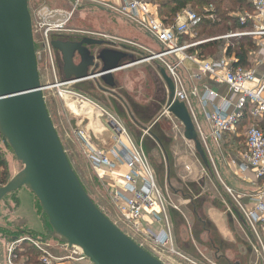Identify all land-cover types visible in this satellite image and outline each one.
I'll return each instance as SVG.
<instances>
[{
	"label": "built area",
	"instance_id": "2783aa9c",
	"mask_svg": "<svg viewBox=\"0 0 264 264\" xmlns=\"http://www.w3.org/2000/svg\"><path fill=\"white\" fill-rule=\"evenodd\" d=\"M251 1L254 7L253 14L249 15V18L254 19L252 27L247 31L229 32L225 37L242 35L262 37L263 39L259 42V45L260 50L264 54V0ZM80 3L81 0H71L72 9L68 12L41 8L35 12L32 18V32L34 34L37 33L36 42L40 44L41 50L49 55L51 66H53L54 59L51 33L65 30L66 23L73 11L81 5ZM150 8V0H121L116 10L142 26L164 46L159 52H152L150 57L161 59L166 73L172 78L174 83V99L185 103L194 122L203 150L216 170L210 145L220 147L223 134L233 130L246 107L249 108L250 114L254 117L264 113V81L254 87L246 86V84H251L255 81L254 72L240 65H229L227 58L203 63L200 72L216 75L227 84L232 93L230 99L222 100L220 103L213 101L218 95L212 89L208 88L200 94L201 104L203 106L209 104L212 108L210 112H206V119L211 126V131L209 135H204L191 105V93L198 95L197 90L192 88V92H190L191 90L183 79L179 70L181 58H166V56L176 52H184L186 48L198 43L180 45L178 44V36L197 26L201 21V16L192 8L187 7L177 14L172 24H165L158 19L156 13H151ZM210 10H213L212 6H210ZM208 17L211 19L215 18L212 13ZM245 17H241L240 22H244ZM182 58L191 59V56L183 53ZM200 76V73H195L191 77L199 78ZM58 85L63 86L66 84L58 83ZM60 95L64 97L75 95L89 102L88 99L67 89L62 90ZM231 106H233V110H230ZM98 114L100 117L105 118L110 127L109 143L97 145L95 148L92 145V137L82 128L76 130L75 137L83 145V154L90 166L96 172L100 171L109 177L112 188V208L118 215L119 222L141 238L142 241L138 242L141 247L144 248L143 244H147L156 253L158 252L159 256H163L169 251L173 255L184 258L191 264H197L182 254L175 246L170 208L180 210V206L170 200L167 197L169 194L165 193L159 186L156 174L142 147L141 141L135 140L122 121L112 113L99 107ZM245 142L246 151L242 155L241 167L252 169L259 177L264 176V131L256 123L251 124L245 132ZM223 185L253 232L256 239V254L264 261V190L255 195H249L247 202H241L240 197L233 188L224 183ZM145 215L149 217L150 222L144 220ZM113 223L121 229L115 221ZM123 232L134 240L126 231ZM25 240L32 243L40 251L39 264H57L65 259L89 260L77 246H70L65 243L68 254L57 256L48 251L41 241L25 236L8 244L6 248V264H24L23 262L15 261V252ZM150 253L154 255L152 252Z\"/></svg>",
	"mask_w": 264,
	"mask_h": 264
},
{
	"label": "water",
	"instance_id": "95a60500",
	"mask_svg": "<svg viewBox=\"0 0 264 264\" xmlns=\"http://www.w3.org/2000/svg\"><path fill=\"white\" fill-rule=\"evenodd\" d=\"M51 46L62 60L59 84L99 77L114 86L113 73L135 60L91 37L52 39ZM159 72L167 88V111L182 123L184 138L207 163L185 103L174 99L172 78L162 67ZM43 86L28 0H0V137L23 166L0 187V201L27 187L38 199L52 235L79 247L92 264H165L118 228L90 198L52 123Z\"/></svg>",
	"mask_w": 264,
	"mask_h": 264
},
{
	"label": "rangeland",
	"instance_id": "374dc122",
	"mask_svg": "<svg viewBox=\"0 0 264 264\" xmlns=\"http://www.w3.org/2000/svg\"><path fill=\"white\" fill-rule=\"evenodd\" d=\"M102 1H106V2L110 1V3H112V4H117V5L119 4L118 0H102ZM217 1H219V0H217ZM92 2H94V3H92ZM69 3H71V0H28V9H29V12L31 15V20H32L35 12L41 8H44V9L47 8V9H53V10H59V11L62 10V11L68 12L72 9L71 4H69ZM80 4H81L80 7H78L76 10L73 11L71 17L69 18L68 22L66 23L65 30L60 31V32L56 31V32L51 33L52 39H58V38L60 39L61 38V39L75 40V39H79L82 37H93V38L95 37V38L106 40V41H113L115 48H116V46H120V45L122 47L126 46L127 49L135 52V54H133L134 58H136L137 60H142V61L147 60L150 57V52L155 53V51L158 49V46L148 45L147 43L141 44L139 42V40L136 39V37L131 38L130 35H126V34L122 33L121 31H119V28H118V30L116 28L110 29L107 25L116 26L118 24H127L128 23L136 29H138V27L134 26L129 21H127L125 17H122L120 15L114 14L113 16H110V15L107 16V13H104V11L103 12L100 11L96 6H94V4H97L99 6H103L105 8V10H109V11H111L113 8L111 9L109 6H105L104 4H102V2L97 3V2L92 1V0H81ZM210 6H212V9H213L215 5L211 4ZM207 7L200 6L197 8H194V7H191V8L198 11L200 16L202 17L203 16L202 10L205 11L207 9H210L209 6H207ZM150 11L152 14H155V8L154 7H151ZM230 14L232 16H237L238 11L235 9L234 11H231ZM100 30H102V31H100ZM104 31H107V32H104ZM221 34H226V33H223V32L222 33H216L212 36L221 35ZM37 36H38L37 33L34 34V32H33V39H35L34 40V47H35V51H36L38 72H39V76H40V81L44 85L42 87V93L44 96L47 111L50 115V118H51L52 123L55 127V130H56V132H57V134L61 140L63 148L66 152V155L68 156L69 161H70L74 171L76 172L80 182L82 183L83 187L85 188V190L88 193V195L90 196V198L97 205V207L103 213H105V215L107 217H109V219L111 221H113V222L115 221L117 223V225L119 227H121V229L123 231H126L138 243V242L142 241L141 238H139L136 234H134L131 230H128V228H126L122 223L119 222L118 215L115 213V211L112 208V200H111V189L112 188H111V181L109 180V177L100 171L96 172L90 166L88 161H86V159L83 157L82 153L80 154L77 151V148L73 142L74 140L72 138V135H73L72 130L74 127L73 124H75V123L72 122L73 113L71 111L70 106L68 105L69 104L68 102H70V101H67V96L64 97V96L60 95V93L64 89L71 90V89L75 88L74 84H66L63 86L58 85L59 80L62 78L61 56L58 52H56L54 50L53 51V57H54L53 66H51V64L49 63V59H50L49 55L47 53L45 54L44 51L41 50L40 44L38 42H36ZM189 36H193V38L196 40H203V39L207 38L206 36L201 35L198 30H194L192 32H189L187 34V39H184V40L185 41L188 40ZM124 37L127 39H124ZM144 63L134 65L132 67H129L127 69H124V70H121V71H118L117 73H115V76L117 75L118 78L121 75V77H120L121 83L119 82V85L120 84L122 85L121 89H117V90H115V92L116 93L127 92L128 94L130 93V94L134 95L135 90L137 88L142 89L141 84H143L144 90L142 92L145 93L144 99L145 100H148V99L152 100L153 99V101L151 102L153 104L152 105L153 107L151 108V110L154 109V112L157 111V113L155 112L156 115H162L161 117H159V123H158L159 127H155V129L157 131L156 133L161 136L162 143L164 146H166V149L169 153V156L171 157V146H172V148L176 149V151L179 154L182 153L183 156L185 155V158H183V160H186L188 162V165L190 166V169H192L191 172H186L183 168L184 164L182 163V160L177 162L176 159H174V160H172V168H173V171L175 173V176L173 178H171V160H170V171H169L170 174L168 175V173L166 171L167 162L164 159V155L159 148L158 149L155 148L152 150L150 149L149 153L146 154L148 157V160H149V162H150V164H151V166H152V168L156 174V178H157V182H158L159 186L161 187V189H163V191L165 193L167 192L169 194V196H167V197H169L170 200H172L174 203H176L178 205L180 204V202H182V204H187L190 206L187 208V210H184L186 218H188V221H187L188 227L193 228V225L195 224V221L193 219V215L191 212V210H195V209H197L199 215H202L203 220L206 219L208 224L210 222V226H208L210 233H209V236L203 237V239H202L203 243H201V242L194 243L191 240L190 236H186L185 234H182L180 232V235H179L180 241L186 242V244L188 243L187 247H189L187 250L184 249L185 250L184 252H186L188 254L186 255L184 252H182V254H184L186 257L190 258V260H192L193 262H195L197 264H233L234 262H236V260L237 261L240 260L236 257V255H231L229 262H226L225 260L221 261L220 259L216 258V256H219L220 252H221L220 245H223L222 246L223 252L224 251H231V248H228V250L225 249L228 247V244L234 246V244L237 243L236 238H238L239 235L241 236V234H243V237H244V236H246L245 235L246 233L243 232L244 230L240 226V223L238 222V220L236 218L237 216H235L234 212H232L231 206H229V204L227 203L223 192L222 193L218 192V189L216 188L215 184L210 179L208 173L206 174L202 170L201 162L197 159L196 155L191 154L189 148L184 143V141L181 137V135L183 134L182 124L177 119H175L174 117L171 121V117H170L171 114L167 112L166 108H164L165 107V103H164L165 96H164L163 91H160L158 94L154 93L155 86H156L155 81H158L157 78L155 79V77L153 76V75H155V70L151 71V72H154L153 74L149 71L150 72L149 74L142 75L141 76L142 81H140V82H136L134 80H133V82H130L128 80L129 77L126 76V74H128L129 71H130L129 75L131 76V74L133 72H136L137 69H139L143 66H146L147 64L158 63V61L157 60H153V61L148 60L147 63H145V64ZM159 67H160V65H159ZM125 76L127 77V79L125 78ZM127 80H128V82H126V84H125V81H127ZM91 82H93V81H86L85 84L91 83ZM52 84H54V85H52ZM123 84L128 89H125V87H123ZM246 86L254 87L255 84L254 83L246 84ZM156 89L158 91L157 87H156ZM142 92L140 94H142ZM156 95L159 97V101L155 98ZM131 98L135 101V99L133 97H131ZM154 120H155V118H154ZM154 120H152L151 122L148 123V125L150 127L153 126ZM130 124H131V127L133 128V130H130V128L128 130L130 131L131 135L133 136V138L135 140H137V137L140 136L139 141H141V139L144 136H146V138L150 142L154 141L152 137H149L148 133L144 134L139 129H137L134 125H132L131 122H130ZM127 126L130 127L129 125H127ZM139 132H141V134ZM92 145L96 148L97 142H95V140H93ZM158 146L159 145L156 144V147H158ZM0 150L3 151L4 154H8L11 158L10 175L12 177L15 173L20 171L23 166H22L21 162H19L15 158V155H14L12 149L9 146L5 147L2 144L1 137H0ZM175 156H177V155L175 154ZM228 161H229L228 159H227V161H225V168H224L225 173L228 176V179L231 180L232 184L234 186H236L237 188L246 187V184L242 180H240L237 176H235L234 173L229 169ZM202 176H204L203 177L204 182L202 181V183H200V181H201L200 179H202L201 178ZM180 180L182 182L195 181L196 183H199L196 185H198L201 189L200 194H196L193 197V198L197 199L196 200V201H198L197 203H195V201H190V199L189 200L186 199V202L183 203V200H181V199H183L181 194H178V195L177 194H171V186L174 189L177 188V189L182 190V186H180L178 184V181H180ZM217 181L222 186L224 192H226V194H228L224 185L220 182V180L218 179ZM25 190H27L25 187H22L18 190V194H20V205H19V208L17 210L18 211L17 213H19V215L20 214L28 215V217L34 223H36L37 222L35 220L36 215L34 214V211H33V208H34L33 207V201H32L31 195H29V193L26 192ZM190 192L194 194L193 191H190ZM2 200H5V199H2ZM203 200H205V201L202 202ZM5 201H7L9 204L11 203V201L9 199L5 200ZM2 202H4V201H0V207L3 206ZM197 204L199 205L198 207H197ZM218 209L224 210L225 211L224 214L222 215L218 211ZM203 211L206 212L207 217L206 216L204 217ZM227 213H229L231 215V217L235 220V224L233 223L234 220H233V222L231 221L230 223H227V225H229V227L231 228V231L233 234L226 232L227 230H226V228H224L226 225L225 220L227 218L230 219V217L227 216ZM144 220L150 221V219L147 215H145ZM211 220L212 221L214 220V222L217 226L221 225L220 226V231H221L220 235L224 238H229L228 239L229 241H223V239L220 240V238H222V237H220V235H218L219 233H217V231L214 230L213 226L215 227V225L213 224L214 222H212ZM37 227H39V226L37 225ZM154 227H155V225H154ZM236 228L240 229V233L237 232ZM241 230H243V231H241ZM231 236H233V238ZM212 237L215 239V241H213V242L208 241ZM186 239H189V240L186 241ZM218 240H220V241H218ZM211 243H213L216 247H219L220 249L218 251L214 250V248L212 247L213 245H211ZM143 245L147 251L152 252L155 255V257H157L160 261H162L165 264H191L190 262H188L184 258L173 255L169 251L166 252L163 256H159L157 254L158 252L156 253V251L151 246H149L147 244H143ZM237 246H239V245L237 244ZM191 247L193 249L189 250ZM223 247H225V248H223ZM254 259H255L257 264L259 262H261L260 261L261 259L256 254L254 256Z\"/></svg>",
	"mask_w": 264,
	"mask_h": 264
},
{
	"label": "crops",
	"instance_id": "0c3cea01",
	"mask_svg": "<svg viewBox=\"0 0 264 264\" xmlns=\"http://www.w3.org/2000/svg\"><path fill=\"white\" fill-rule=\"evenodd\" d=\"M92 1H95L97 3L102 2V4H104L105 6H109L111 9L113 8L111 11H109V10H105V8L103 6H99L97 4H94V6H96L100 11H102V12L104 11V13H107V16L108 15L113 16L114 14H117V15H120L122 17H125L127 21H129L134 26L138 27L139 30L132 27L128 23L127 24H118L116 26L107 25L110 29L116 28L118 30V28H119V31H121L122 33H124L126 35H130L131 38L136 37V39H138L141 44L147 43L148 45L158 46V49L156 51L154 50L155 53L159 52L160 50H162L164 48V46L158 40H156L154 37H152L142 26L135 23L134 21L127 18L125 15L121 14L120 12H118L116 10V7L119 6L121 0H118L119 1L118 5L112 4V3H110V1L109 2L102 1V0H92ZM150 2H151V0H150ZM92 3H94V2H92ZM69 4H71V3H69ZM210 5H209V7H210ZM156 6L157 5L154 4L152 1L151 7L155 8V13L157 12ZM207 10H210V9H207ZM180 12H178V13H180ZM177 14H176V16H177ZM246 14H249V13L246 11H242V12H238L237 16H239L241 18V17H245ZM252 14H253V11H252V13H250V15H252ZM175 17H174V19H175ZM249 19H251L252 23L254 22L253 18H249ZM258 22H261V21H258ZM258 22H255V23H258ZM251 27H252V25H251ZM251 27H247L243 30H237V31H247ZM100 31H102V30H100ZM192 31H194V28H192L191 30H189L185 34H188L189 32H192ZM104 32H107V31H104ZM229 32H236V31L230 30ZM229 32H224V33L228 34ZM226 34L209 36L203 40H196V39H193V36H189L188 40H186V41L182 40V42L180 41V43H179V36H178V44H180V45H188V44L195 43V42H198V43L186 48L184 52H176L174 54L166 56L167 59L181 58V65H180L179 70L183 76V79L185 80L189 89L191 90L190 92H192V88H196V90H197L198 95L191 93V97H190L191 98V105L193 107V111H194V114L196 116L197 122H198L202 132L204 133V135H209V133L211 131V126H210L208 120L206 119V112H210L212 110V108H211V105H209V104H206L205 106H203L201 104L200 94L203 93L208 88L212 89L218 95L217 97H215L213 99V101L215 103H220L222 100L230 99L232 96V93H231L229 87L227 86V84H225L223 81H221L220 78H218L216 75H211L209 73L200 72L201 66L203 63L208 62V61H216V60H219L220 58H227L229 65L236 66L235 62L237 61V59L233 53L230 55L226 54L227 47H228L229 43L231 42V39H234L236 37L237 38L238 37L239 38L240 37L241 38L242 37H250L255 44V48L253 50H251L248 54V64H249L248 69L252 70L255 74L256 78H255V81L253 82L255 84V86L264 81V54L262 53V50H260V45H259V42L263 38L262 37L261 38L254 37L251 35L225 37ZM91 38H93V37H91ZM95 39H98V38H95ZM124 39H127V38L124 37ZM104 41L106 42V45L108 48H113L115 50H119L121 52L126 53L128 55L127 59H130V58L136 59L133 57V54H135V52L132 50L130 51L129 49L126 48V46L122 47L120 45V46H116V48H115L113 41H106V40H104ZM209 41H222L219 50L215 53L214 57H212V56L199 57L198 56L199 50H196L197 46L199 44H204V43H207ZM188 49H192V50L194 49V52L189 53ZM183 53L191 56V59L190 58H182ZM151 54H152V52H150V56H151ZM148 60H151V61L157 60L158 63L147 64L146 66H143V67L137 69L136 72H133L131 74V76L129 75V72H130L129 71L128 74H126V76L129 77L128 80L130 82H133V80L136 82H140V81H142V79H141L142 75L149 74L151 71L155 70V75H153V76L155 77V79L157 78L158 81H155L156 86H155L154 93L158 94L160 91H163L164 96H165V99H164L165 107L164 108H166V110H167V88H166L165 82L163 81V79L160 75V72H159V68L160 67L164 68V65H163L161 59H159L158 57H149L147 60H143V61L136 59V60L132 61L131 63H128L127 65L123 66L119 70L115 71L113 73L114 83H115L114 86H109V85L105 84L103 81H101L99 79V77H96V79L95 78H89L87 80H84V81H81L78 83H72V84H74L75 88L71 89V91H73V92L77 93L78 95L82 96L83 98H86L89 100V102H87L86 100H82L75 95H67V101H70V102H68L69 103L68 105L70 106L71 111L73 113L72 122L75 123V124H73L74 127L72 130V134H73L72 138L74 140L73 142L77 148V151L80 154L82 153L83 157H84L83 145L75 137V132L77 129H80V128L85 129L87 131V133L92 137V141L95 140V142H97V145L108 144L110 141L111 130H110V127L107 124V121L105 120V118L99 116V114H98L99 107L104 109L107 112L112 113L117 118H119L122 121V123L127 127V129L132 128L131 124H130V122H131L132 125H134L137 129L141 130L144 134H147L149 127H150L148 125V123L151 122L152 120H154V118H155V120H154L153 125H155V126L158 125L159 117H161L162 115H156L157 111H155L156 112L155 113L154 109L151 110V108L153 107L152 106L153 104L151 103L153 101V99L152 100H150V99L145 100L144 99L145 93L142 92L144 90L143 84H141L142 89L137 88L135 90L134 95H132L130 93L128 94L127 92H124V93H122V92L116 93L115 92V90L121 89V87H122L121 84L119 85V82L121 83V81H120L121 75L118 78L117 75L115 76V73H117L118 71L127 69L129 67H132L134 65H137V64H143L144 62L147 63ZM78 61H79V58L76 56L75 62L77 63ZM159 65H160V67H159ZM151 73L153 74L154 72H151ZM195 73H200L201 76L199 78H192L191 76ZM126 76H125V78L127 79ZM128 80L125 81V84H126V82H128ZM86 81H93V82L85 84ZM123 87H125V89H128L124 84H123ZM156 87L158 88V91H157ZM141 92H142V94H140ZM131 97H133L135 99V101ZM155 98L159 101V97L157 95L155 96ZM233 101H234V99H233ZM84 103H86V104L88 103V106H86ZM82 104H84V105H82ZM230 110H233V106H231ZM170 117H171V121H172L174 116L171 114ZM251 118H252L251 121H249L247 124H245L239 128H237L238 126L236 123L233 130L228 131V132L231 133L232 136H244V138H245V132H246L247 127H249L253 123H256L257 125H260L261 122L263 123L264 122V114H262L258 117H254L251 115ZM127 125H129L130 127H128ZM157 127H159V125ZM183 131H184V127H183ZM225 133L223 134L219 148L216 147L215 145H212V144L210 145V149H211L213 160H214V163L216 166L215 167L216 170L214 169L213 166H212V168L214 170L215 177H217L221 183L223 181V183L225 185L233 188L235 193L240 197L241 202H247L248 201L247 197L249 195L250 196L255 195V194L261 192L262 190H264V176L259 177L256 175V173L252 169L241 167L240 164L242 163V155L246 151L245 139L243 140V143H244L243 144V146H244L243 150H239L236 148L234 149L233 147L228 148V147H225V145H224L225 140H226L225 136H224ZM182 135H181V137H182L184 143L189 148L191 154L196 155L197 159L201 162L202 170L207 174V169L205 168L204 162L200 158L199 154L196 152L195 147H194V143L186 140L184 138V136H182ZM139 138H140V136H139ZM142 139H141V141H142ZM1 142H2V140H1ZM2 144H3V142H2ZM175 154L177 156H175ZM4 158L6 159V161L8 163L9 170H10L11 158L8 154H4ZM183 158H185V155L183 156L182 153L179 154L176 151V149H173L171 146V159L172 160L176 159L177 162L182 160V163L184 164L183 165L184 170L186 172H191L192 169H190L188 162L186 160H183ZM227 159L229 160L228 161L229 169L234 173L235 176H237L240 180H242L246 184V187L237 188L236 186H234L232 184L231 180L228 179V176L226 175L225 170H224L225 161H227ZM169 171L170 170L167 171L168 175L170 174ZM10 172H11V170H10ZM203 177L204 176H202L201 178H203ZM22 187H25V186H22ZM22 187H20V188H22ZM25 188L27 189L25 191L28 192L29 195H31V198L33 201V207H34L33 211H34V214L36 215L35 220L37 222L34 223L28 217V215H24V214L19 215V213H17L18 212L17 210H18L19 205H20V194H18L19 189L15 190L12 193H9L8 195H6L3 198L5 200L9 199L11 201L10 204L5 200H1L4 202H2L3 206L0 207V264H6V262H7L6 248H7L8 244L11 243L16 238H20L25 233L29 234L31 238H34L37 241L38 240L41 241L42 245L54 255L64 256V255L68 254V251L66 250L65 242L63 240H61L58 236L52 235L51 228L48 224L47 218H46L45 214H43L41 205H40L39 201L37 200L36 196L27 187H25ZM181 200H183V203L186 202L185 198H183ZM187 200H189V199H187ZM179 205H180V210H177V211L182 212L184 218L186 219V221H188V218H186V215L184 212V210H187L188 205L182 204V202H180ZM218 211L222 215L225 212L222 209H218ZM171 221L173 224L175 246L179 250V247L176 243V234H175L174 223H173L172 218H171ZM147 222H150V221H147ZM212 222H214V220ZM225 222H226V225L224 228H226V230H227L226 232L233 234L231 231V228L229 227V225H227V223H228L227 219L225 220ZM234 222H235V220H234ZM213 224L216 227L215 228L216 231L220 235L221 234L220 233L221 232L220 231L221 225L217 226L215 224V222ZM37 225L39 227H37ZM249 230L251 231V229H249ZM23 231L25 233H22ZM251 233H252V236L250 235L251 237H249L247 234H245L246 237H244V239L250 245L251 256H255V254H256V251H255L256 239H255L252 231H251ZM17 234L19 236H16ZM220 237H222V236L220 235ZM231 237L233 238V236H231ZM221 239L228 240L229 238L222 237ZM191 240L194 243H197L193 236H191ZM24 242H28L30 244V242L27 240H25ZM20 246H21V244H20ZM20 250H22L21 247H20ZM217 251H218V249H217ZM39 255H38V258H39ZM38 258H37V260H38ZM18 261L24 262V259L20 258ZM260 261H261V264H264V261L262 259ZM57 264H92V263L89 260L65 259V260H63ZM252 264H257L255 259L253 260Z\"/></svg>",
	"mask_w": 264,
	"mask_h": 264
},
{
	"label": "trees",
	"instance_id": "16d2710c",
	"mask_svg": "<svg viewBox=\"0 0 264 264\" xmlns=\"http://www.w3.org/2000/svg\"><path fill=\"white\" fill-rule=\"evenodd\" d=\"M152 1L154 4L157 5L156 6L157 7L156 13H157L158 19L161 20L162 22H164L165 24H172L174 22V17L176 16V14L178 12H180L181 10H183L184 8H187V7L197 8L200 6L206 7V6H209L210 4H214L215 6H214L213 10H205V11L202 10L203 16L201 17V21L197 26L194 27V30H198L201 35H204L206 37L212 36L216 33L229 32L230 30H234V31L243 30L247 27H251V25H252V21H251V19H249V15H250V13H252L254 7H253V4L250 0H219V1H217V0H151V2ZM235 9L238 12L246 11L249 13V14L245 15L246 17H245L244 22H240L239 16H232L230 14V12L234 11ZM196 12L199 13L198 11H196ZM211 13L214 14V16H215L214 19H210L208 17V15ZM184 39H187V34H182L179 36V43H180V41L182 42V40L184 41ZM221 42L222 41H209V42L204 43V44H199L196 48V50H199L198 56L199 57H207V56L214 57L215 53L220 48ZM254 48H255V44L250 37H242V38L236 37L234 39H231V42L229 43V45L227 47L226 54L230 55L233 53L237 59L235 64L240 65V66L248 69L249 68L248 54ZM188 52L189 53L194 52V49L193 50L188 49ZM251 119L252 118H251V114L249 112V108L246 107L243 110V115L237 121V126H238L237 128L247 124L249 121H251ZM157 126L153 125L148 130L149 137H152L154 141L150 142L146 138V136H144L142 141H141V144H142V147H143L146 154L149 153L150 149L152 150L155 148L156 149L159 148L161 150V152L164 155V159L167 162L166 171L170 170V160H171V178H173L175 176V173H174L173 168H172V159L169 156V153L166 149V146H164L162 143L161 136L156 133L157 131H156L155 127H157ZM258 126L264 131V122L263 123L261 122V124ZM130 130H133V128H131ZM141 132H139V133H141ZM224 136L226 139L225 144H224L225 147H228V148L233 147L234 149L236 148L239 150H243V147H244L243 146V144H244L243 140L245 139L244 136H232V134L229 132H226ZM139 139L140 138L138 136L137 141H139ZM156 144L159 146L156 147ZM204 166L207 169V173H208L210 179L212 180V182L215 184L216 188L218 189V192H221V193L223 192L227 203L232 208V212H234L235 216H237L236 218H237L238 222L240 223V226L244 230V231L243 230H241V231H243L249 237H251L252 233L249 230L250 227H249L248 223L246 222L242 212L236 206L232 197L229 194H226V192H224L222 186L216 180L214 170L212 168V164L210 163V161L208 159H207V163H204ZM10 178H11V175H10L8 163H7L6 159L4 158L3 152L0 150V187L3 186L4 184H6ZM200 180H201L200 183H202L204 178H202ZM178 184L180 186H182V190L177 189V188L174 189L171 186V194H176V193L181 194L182 198L190 199V201H195V203L198 202V201H196L197 199H195L193 197L196 194H200L201 189L198 185H196L199 183H196L195 181L182 182L180 180V181H178ZM190 191H193L194 194L191 193ZM204 201L205 200H203L202 202H204ZM198 206L199 205L197 204V207ZM188 207H190V206L188 205ZM191 212L193 215V219L195 221L193 228L188 227V223H187L186 219L184 218L182 212H179L173 208H171V210H170L171 218H172L173 223H174V230H175V234H176V243H177L179 250L181 252H184L185 251L184 249L187 250L189 247H187L188 243L186 244V242L180 241V238H179L180 232L182 234H185L186 236H190V237L193 236L195 238L196 242H201V243H203V240H202L203 237L209 236V233H210V231L208 229V226H210V222L208 224L206 219L203 220L202 215L198 214L197 209L191 210ZM203 213H204V217L205 216L207 217L206 212L203 211ZM227 216L230 217V219L227 218L228 223H230L231 221L233 222V218L231 217V215L229 213L227 214ZM233 223L235 224V222H233ZM213 228L216 231L214 226H213ZM237 232L240 233L239 228L237 229ZM22 233H25V232L23 231ZM16 236H19V235L17 234ZM25 236H30V235L25 233L21 237H25ZM244 237H246V236H244ZM244 237H243V234H241V236L239 235V237L236 238L237 243L234 244V246L228 244L227 248H225L226 246L223 247L227 250H228V248H231V251H224L223 252V249H222L223 245H220L221 252H220L219 256H216V258L220 259L221 261L225 260L226 262H229L230 256L236 255V257L240 260H238V261L236 260V262H234L233 264H252L253 260H254V256H251L250 245H249V243H247V241H245ZM16 239H18V238H16ZM187 240H189V239H186V241ZM220 240H221V238H220ZM220 240H218V241H220ZM208 241L213 242V241H215V239L212 237ZM223 241H228V240H223ZM237 244L239 246H237ZM211 245H213L212 247L214 248V250L220 249L219 247H216L213 243H211ZM20 247L22 248V250H20ZM20 247H18L16 252H15L16 253L15 261H18L20 258H23L24 259L23 263H25V264H39V261L37 260V258H38V255L40 254V251L34 245H32L31 243L29 244L28 242L23 241L21 243ZM192 247L189 250H192L193 249ZM184 253L186 255L188 254L186 252H184ZM258 264H261V262H259Z\"/></svg>",
	"mask_w": 264,
	"mask_h": 264
},
{
	"label": "bare ground",
	"instance_id": "6f19581e",
	"mask_svg": "<svg viewBox=\"0 0 264 264\" xmlns=\"http://www.w3.org/2000/svg\"><path fill=\"white\" fill-rule=\"evenodd\" d=\"M86 106H88V103L86 104V103H84ZM84 104H82V105H84ZM82 107V106H81Z\"/></svg>",
	"mask_w": 264,
	"mask_h": 264
},
{
	"label": "flooded vegetation",
	"instance_id": "af4514ba",
	"mask_svg": "<svg viewBox=\"0 0 264 264\" xmlns=\"http://www.w3.org/2000/svg\"><path fill=\"white\" fill-rule=\"evenodd\" d=\"M57 52V51H56Z\"/></svg>",
	"mask_w": 264,
	"mask_h": 264
}]
</instances>
